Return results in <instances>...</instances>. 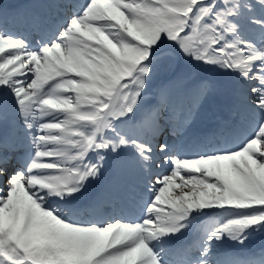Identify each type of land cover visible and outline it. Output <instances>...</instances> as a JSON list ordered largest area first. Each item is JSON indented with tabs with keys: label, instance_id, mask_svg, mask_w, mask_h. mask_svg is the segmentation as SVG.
I'll return each mask as SVG.
<instances>
[{
	"label": "snow or ice",
	"instance_id": "snow-or-ice-1",
	"mask_svg": "<svg viewBox=\"0 0 264 264\" xmlns=\"http://www.w3.org/2000/svg\"><path fill=\"white\" fill-rule=\"evenodd\" d=\"M257 234L264 0H0V264H264L228 250Z\"/></svg>",
	"mask_w": 264,
	"mask_h": 264
},
{
	"label": "rangeland",
	"instance_id": "rangeland-1",
	"mask_svg": "<svg viewBox=\"0 0 264 264\" xmlns=\"http://www.w3.org/2000/svg\"><path fill=\"white\" fill-rule=\"evenodd\" d=\"M253 237H259L258 239H256V240H253L252 238H251V240L248 242V244L249 245H251V246H256L257 248H263L264 247V235H259V234H257V235H255V236H253Z\"/></svg>",
	"mask_w": 264,
	"mask_h": 264
},
{
	"label": "bare ground",
	"instance_id": "bare-ground-1",
	"mask_svg": "<svg viewBox=\"0 0 264 264\" xmlns=\"http://www.w3.org/2000/svg\"><path fill=\"white\" fill-rule=\"evenodd\" d=\"M207 126H204V127H202V128H206ZM198 128V127H197ZM202 128H198V129H202ZM231 253H232V255H234L235 254V251L236 250H234L233 248L232 249H228Z\"/></svg>",
	"mask_w": 264,
	"mask_h": 264
}]
</instances>
